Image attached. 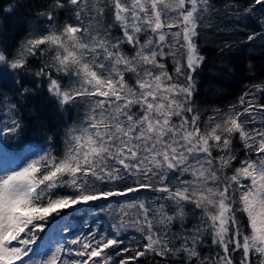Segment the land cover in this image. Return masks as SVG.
<instances>
[{"label": "snow or ice", "instance_id": "6c2138e0", "mask_svg": "<svg viewBox=\"0 0 264 264\" xmlns=\"http://www.w3.org/2000/svg\"><path fill=\"white\" fill-rule=\"evenodd\" d=\"M225 9L238 43L264 44V0ZM218 12L211 0L0 6V264H264V80L227 109L196 103L210 71L197 41ZM37 96L56 117L79 110L58 153L63 119L43 104L22 116ZM140 191L158 195L102 205L110 232L89 228L32 260L59 210Z\"/></svg>", "mask_w": 264, "mask_h": 264}, {"label": "trees", "instance_id": "16d2710c", "mask_svg": "<svg viewBox=\"0 0 264 264\" xmlns=\"http://www.w3.org/2000/svg\"><path fill=\"white\" fill-rule=\"evenodd\" d=\"M20 2L34 6L38 3H42L43 0H20ZM211 2L219 12L214 13L211 18V24L213 26L203 28L201 36L197 41L200 45L202 54L207 58L210 71L202 72L201 75L197 77L198 93L196 103L202 111H206L209 114L210 110L213 108L227 109L232 104L238 103V98L245 91L246 86L251 85L257 80H264V44L257 42L255 45L245 46L238 43L240 37L235 34L231 21L224 16L226 10L225 6L233 3L234 0H211ZM241 2H243V0H241ZM7 3L8 0H0V6L6 5ZM61 19H67V17L62 14ZM15 23L16 20L11 21V27L8 31L10 37L15 35L16 29L12 27ZM226 43L233 45V47L221 53L220 49ZM225 65L228 70L221 73L219 69L223 68ZM257 99H260L259 94H257ZM20 103L23 105L22 116L26 119H31L35 109L42 104L46 109L45 115L54 117V122H57L61 118L63 119V123L59 125V132L55 133L57 137L55 147H59L57 149L60 152L63 148L62 134L64 125L75 120L79 110L74 109L71 113L60 112V115L56 117L53 110L47 108L46 101L42 96H37L34 100H21ZM56 112H59V109H56ZM69 116H71V120ZM30 136L32 139L38 138L31 134ZM39 139L41 143L45 142L43 134L40 135ZM152 194L155 196L158 195L151 191H140L125 197H113L110 198L109 201H97L87 207V211H85L84 208L71 211L61 209L59 211L62 215H69V227L71 228H76L77 230L83 229L87 221L90 223L92 219H96V222L93 223L94 225L91 224L89 227L99 224L106 229L108 222L105 220L102 222L95 217L101 210L102 205L106 203L116 205L118 202H126L133 198L151 200L155 197L152 196ZM54 218H56L55 214L48 218L50 221L48 226L52 221L56 220ZM125 243L127 244L128 241L126 240ZM204 252L205 254L211 253V248L205 247ZM212 254L214 255V253ZM238 259L239 257H237V260ZM140 264H154V262L141 258Z\"/></svg>", "mask_w": 264, "mask_h": 264}, {"label": "rangeland", "instance_id": "374dc122", "mask_svg": "<svg viewBox=\"0 0 264 264\" xmlns=\"http://www.w3.org/2000/svg\"><path fill=\"white\" fill-rule=\"evenodd\" d=\"M22 11H26V10H22ZM15 35H17V32L15 31ZM44 147L43 144H40ZM45 148V147H44ZM46 149V148H45ZM152 196H155L152 194ZM132 200H135V198H133ZM141 200H144V199H141ZM147 200V199H146ZM117 201H118V198H117ZM130 201V200H129ZM103 202V201H102ZM117 205V204H116ZM116 205L112 204V208L115 209L116 208ZM112 210L111 209H106V210H100L96 215L95 217H97V219H99L100 221L104 222L107 221L108 222V225H107V228H103L102 226H100L99 224L95 225V226H90L89 225H94L93 223L96 222V219H92L91 222L89 223L88 221L86 222L85 226H83V229H80L79 231V236L77 237H81L83 238L85 236V234H88L89 232V228H91L93 230V232H95L97 229H102L103 232H109L111 231V224L114 222L113 221V216L111 214ZM62 223V222H61ZM65 223V222H64ZM86 228V229H85ZM52 230V227L50 226L48 228V231L47 229L45 230L44 233H40V236L42 237V239L38 242V253H41V252H44L42 253L44 259L46 258V256L48 254H50V251L51 250H54L55 247L57 246V243H52V239L50 238L51 235H54V233H50ZM100 234V233H98ZM71 235V234H70ZM129 235H131V230L129 231ZM70 239L74 237V235H71L69 236ZM51 240V241H50ZM35 254V253H34ZM34 255H31V257L33 258ZM37 256V255H36ZM38 258V257H35V259ZM40 258V257H39ZM33 260V259H32ZM38 261V260H36Z\"/></svg>", "mask_w": 264, "mask_h": 264}]
</instances>
